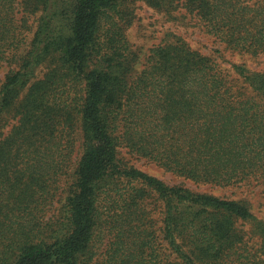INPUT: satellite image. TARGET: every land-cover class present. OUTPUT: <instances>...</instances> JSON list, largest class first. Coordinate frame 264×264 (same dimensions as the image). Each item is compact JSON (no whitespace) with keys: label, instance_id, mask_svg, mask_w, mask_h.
<instances>
[{"label":"trees","instance_id":"16d2710c","mask_svg":"<svg viewBox=\"0 0 264 264\" xmlns=\"http://www.w3.org/2000/svg\"><path fill=\"white\" fill-rule=\"evenodd\" d=\"M124 2L0 0V264H264V221L246 201L168 185L128 158L264 187V72L234 64L240 87L179 38L134 74ZM185 8L227 49L264 59V0ZM76 121L83 154L70 165Z\"/></svg>","mask_w":264,"mask_h":264},{"label":"rangeland","instance_id":"374dc122","mask_svg":"<svg viewBox=\"0 0 264 264\" xmlns=\"http://www.w3.org/2000/svg\"><path fill=\"white\" fill-rule=\"evenodd\" d=\"M153 1L154 0H126L122 6V9H125L126 21L128 22L126 28L127 40L131 49L137 54V59L134 64V74L141 72L145 68L152 49L164 44H170L175 39L179 38L192 50L198 51L219 63L220 66L230 74L231 79L234 80L235 83L237 81L240 87L243 83L237 79L233 71L232 66L234 64L246 65L252 71L264 72V59L254 60L246 54L227 49L226 45L220 43L216 38L206 33L200 20L185 8V0H160L161 3L166 6L165 11L163 8L158 9ZM170 7L175 10L172 11ZM168 8L170 9L167 10ZM21 17L22 12L18 14V18ZM24 17L27 18L31 29H22L21 33L22 36L27 37L29 43L36 30V20L39 18V15L31 14L28 16L24 15ZM24 49L25 47L22 50ZM9 67L10 66L7 64H3L0 67V86L6 73L9 71ZM10 129L11 126H7L4 133L7 134ZM67 140L70 143L71 154L69 159L71 165L79 160L83 154L81 129L77 121L74 123L73 132L70 133V138L68 137ZM128 158L137 168L157 177L168 185L182 184L195 192L246 201L254 215L258 219L264 221V187L257 182L225 188L196 184L190 180H184L183 178L176 177L166 172L153 162H149L145 159H138L133 156H129ZM152 201L148 202V209L152 211V217H154V219L158 218V220H161V210H157V206L160 204L155 205ZM53 213H56L55 209L50 211V214ZM249 229L250 226H247V230ZM259 245L260 239L255 236L250 241V246H253L254 250H257Z\"/></svg>","mask_w":264,"mask_h":264}]
</instances>
